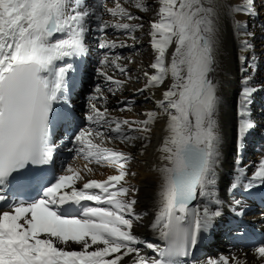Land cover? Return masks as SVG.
I'll list each match as a JSON object with an SVG mask.
<instances>
[{
	"label": "snow or ice",
	"instance_id": "6c2138e0",
	"mask_svg": "<svg viewBox=\"0 0 264 264\" xmlns=\"http://www.w3.org/2000/svg\"><path fill=\"white\" fill-rule=\"evenodd\" d=\"M156 19L150 23L152 70L143 71L145 84L138 92L160 89L158 112L145 113L143 120L112 116L97 85L89 97V127H82L72 138L76 158L62 174L49 177L44 166L53 162L56 145L53 123L72 119L69 96L75 87L69 62L87 54L86 36L94 20L96 31L112 28L136 41L143 29L131 9L148 12V0H113L109 7L102 0H0V264H187L206 233L223 215L216 194L220 160V135L216 119L217 85L212 79L216 68L220 26L224 19L235 21L240 51L250 47L246 25L236 20L260 14L256 0H157ZM264 4V0H261ZM103 8L112 19L105 20ZM125 41L100 39L101 49L130 47ZM171 49V51H170ZM121 57L105 54L96 69L106 82L115 85L113 95L132 76ZM241 64L247 58L240 55ZM133 61L129 59L128 63ZM111 66L125 79H117L106 68ZM244 80L238 128L239 150L246 134L255 127L248 118V105L257 88ZM170 81V82H168ZM168 82V83H166ZM129 104L119 109L131 111ZM166 117L163 142L159 148V192L155 220L151 224L166 242L164 248L147 243L159 259L142 254L143 243L132 233L136 214L137 189L126 186L129 153L108 147L115 141L132 145L148 140L159 116ZM132 133H139L133 135ZM145 147L147 145H144ZM114 168L116 174L104 180L87 179L94 173L91 164ZM246 190L264 185V159L255 165ZM244 169H241L243 172ZM83 172V174H82ZM132 175H135L132 173ZM77 182H83L77 187ZM124 182V183H122ZM239 180L231 190L240 187ZM98 190V191H94ZM35 193V196L32 194ZM27 196V199L21 198ZM95 202L85 206L82 202ZM232 211L244 214L239 201ZM73 212L76 214L74 215ZM253 255L264 264V243L253 248ZM206 264H247L239 257L220 256Z\"/></svg>",
	"mask_w": 264,
	"mask_h": 264
},
{
	"label": "bare ground",
	"instance_id": "6f19581e",
	"mask_svg": "<svg viewBox=\"0 0 264 264\" xmlns=\"http://www.w3.org/2000/svg\"><path fill=\"white\" fill-rule=\"evenodd\" d=\"M99 2L100 0H91L93 6ZM102 2L109 7L114 6V4L109 3V0H102ZM151 2L154 3L155 7L159 6L157 0H151ZM232 2L237 3L239 0H232ZM99 12L103 19H112L104 12L103 8H100ZM138 13L141 19L133 21V23H141L144 26L135 35L136 37L142 35V44L139 45L137 40L135 42L129 40L124 33L112 28L107 29L105 33H99L95 30L98 22L93 20L89 25L91 31L87 34L85 41L88 49L87 54L69 61L74 64L75 68V71L69 74L70 82L73 77L75 79V87L71 89L69 96L72 119L70 123L63 125L58 122L53 123V141L56 145V151L53 162L45 166L47 169L46 175L49 177L60 175L62 169L69 163L80 168H83L86 163L82 158L74 159L75 153L69 151V149L73 147L71 141L75 132L82 127H89V122L86 119L90 112L89 97L94 94L97 85L103 89L106 97L104 102L109 104V112L112 116L121 119L143 120L145 119V113L159 111L156 105V98L161 97L163 86L160 89H151L143 93L137 91V89H142L145 84L143 71H152L149 68V64L154 59V53L150 47V36L148 33L150 31V23L155 19V16L151 13L139 11ZM235 19L246 25L249 33L254 34L248 39L251 44L250 48H255L256 52L259 53V62L258 64L255 62L254 66H252L249 60V57H252L249 49L241 53L240 37L235 31V21L224 19L220 26L216 68L212 75V79L217 85L218 104L216 119L220 135V160L217 169L216 194L220 199L219 206L223 215L218 218L215 226L209 233L204 235L201 242L186 258L187 264H206L208 259H218L220 256H236L246 260L247 264H260V261L253 255L252 250L258 244L264 243V185H259L257 181V186L251 190H246V186L256 170L255 165L261 159H264V148H257L259 147L258 143L264 140V67H262L264 65V32L256 28L255 31L252 29L254 28L252 25L253 18L238 14ZM249 19L250 21L248 22ZM105 37L108 40L125 41L131 46L117 47L116 49H101L97 47L96 43ZM105 54L110 57L119 55L122 58L120 63L127 65L132 76V79L115 95L108 91L109 87L115 88V85L106 81L103 82V77L96 72V69L101 67L99 62ZM241 54L247 58L246 64H241L239 59ZM129 59L133 62L128 63ZM106 70L110 74H114L117 79H125L119 72H115L110 65ZM246 77H251L247 86L258 89L251 97V103L248 105V118L254 122L255 127L246 134L249 138L247 142L250 147L253 144L251 153H254V150L260 151L259 154H254V157L250 156L249 159L257 162V164L255 163V165L252 164L251 166L245 164V161L241 163V160L237 158L238 153L243 152L237 148V144L241 119L239 112L243 99L241 93L245 87L244 80ZM86 81L87 83H85ZM82 84L85 85V88L82 87ZM88 89H90L88 96L86 95L82 98L79 94V98L77 97L82 90L87 91ZM96 103L100 107L99 103L102 102L98 100ZM126 103L130 105L132 110L120 112L119 109L124 107ZM151 127L152 131L148 140H136L132 145L115 141L107 146L129 153L132 157L127 165L129 175L125 177V181L127 182L126 186H131L138 190L134 196L138 207H134L136 214L143 217L141 221H134L132 233L143 242L137 245L142 254L157 259L158 253L148 249L146 244L152 243L161 248L165 243L159 233L152 229L151 224L155 220L158 203L159 174L156 168L160 165L159 158L161 154L159 148L165 135L166 117L163 115L159 116L157 122ZM132 134L139 135V133ZM144 145L147 146L145 147ZM262 146L264 147V145ZM90 167L94 169V173L86 175L83 182H86L87 179L104 180L108 175L116 174V170L111 167L100 166L95 163L91 164ZM242 168L244 170L247 169L246 174L241 172ZM132 173L135 175H132ZM236 180H239L241 186L233 191L231 190V183ZM83 182H77L76 186L82 187ZM32 195L35 196V193ZM21 198L27 199L28 197L25 195ZM236 201H239V206L244 208L242 216H236L232 211L233 207H238L235 203ZM82 204L85 206H96L95 202L90 201L82 202ZM73 214L75 215L76 213L73 212ZM125 260L128 261V264H131L130 258L126 257Z\"/></svg>",
	"mask_w": 264,
	"mask_h": 264
},
{
	"label": "rangeland",
	"instance_id": "374dc122",
	"mask_svg": "<svg viewBox=\"0 0 264 264\" xmlns=\"http://www.w3.org/2000/svg\"><path fill=\"white\" fill-rule=\"evenodd\" d=\"M113 2V0H109V3L110 4H113L112 3ZM256 2H257V9L258 10H260V9H264V4H262L261 3V0H256ZM148 3L150 4V10L147 12V13H151L153 16H155V19L157 18L156 17V12H157V10H158V7L159 6H154V3L153 2H151V0H148ZM111 6V5H110ZM131 11H134L133 13L135 14V15H138L139 16V13H138V10L136 11V9H134L133 8V10L131 9ZM248 18H253L254 19V21H252V25L254 26V28H252V29H254V31L257 29V30H259V31H262V32H264V10H260V14L259 15H256V16H252V17H248ZM250 21V19L248 20V22ZM253 23H255V24H253ZM256 24H258V25H256ZM256 28V29H255ZM144 34V33H143ZM135 35H136V33H135ZM142 36V35H141ZM140 35L137 37V43L140 45V44H142V41H143V39H142V37H141ZM139 38H141V39H139ZM141 41V42H140ZM98 44H99V42H97L96 43V45H97V47H98ZM249 51H250V54H251V56L252 57H249L250 59V63L252 64V66H254V64H255V62H257V64H258V62H259V53H257L256 52V50H255V48H249ZM261 54V53H260ZM257 55V56H256ZM261 55H263V54H261ZM126 56V55H125ZM257 59H256V58ZM256 60H255V59ZM253 59V60H252ZM252 61V62H251ZM262 67H264V65H262ZM102 80H103V82L105 81L104 80V78H102ZM85 83H87V81L85 82ZM82 87L83 88H85V85L84 84H82ZM79 94L81 95L80 97H85L86 95L88 96L89 94H90V89H88L87 91H85V90H82L80 93H78V95H77V97L79 98ZM83 95V96H82ZM81 98V99H82ZM100 102H102V103H99V106L101 107V108H104V107H107V109L108 110H110V106H109V104L106 102H104V100H100ZM104 102V103H103ZM102 104V105H101ZM106 104V105H105ZM104 105V106H103ZM124 117V116H123ZM131 118V117H130ZM129 119V118H128ZM129 120H131V119H129ZM248 136L246 135V137H245V142H244V145H243V150H240V151H243V152H240V153H238V155H237V158L239 159V160H241V163L242 162H244L245 161V164H249L250 166L253 164V165H255V163L257 164V162L255 161V160H253L252 161V159H249L250 158V156H252V157H254V154H259L260 153V151L258 150V151H253L254 153H251L252 152V149H253V144H251V147H250V144L247 142L248 141ZM73 145V144H72ZM255 145V144H254ZM258 145H259V147H257V148H259V149H262V148H264L262 145H264V140L263 141H261V142H259L258 143ZM257 145V146H258ZM249 156V157H248ZM247 157V158H246ZM246 158V159H245ZM63 170V169H62ZM244 174H246L245 172H247V169H245L244 171ZM61 174H62V171L60 172ZM136 207H138L137 206V203H136V205H135Z\"/></svg>",
	"mask_w": 264,
	"mask_h": 264
}]
</instances>
